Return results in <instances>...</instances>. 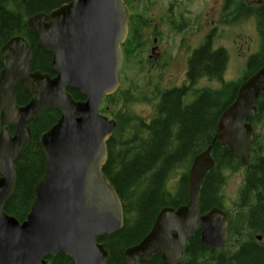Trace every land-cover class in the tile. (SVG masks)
Instances as JSON below:
<instances>
[{"label":"water","instance_id":"water-1","mask_svg":"<svg viewBox=\"0 0 264 264\" xmlns=\"http://www.w3.org/2000/svg\"><path fill=\"white\" fill-rule=\"evenodd\" d=\"M129 17L124 0H70L48 14L28 18L26 25L38 38L36 48L52 57L53 78L31 73L24 38L13 37L0 49V264H49L45 259L58 253L69 264H106L108 252L96 240L120 230L124 215L117 193L102 173L116 123L99 115L98 109L103 96L120 86L121 44ZM16 84L30 96L25 106L15 104ZM66 87L79 91L84 101L75 102ZM263 92L264 65L240 85L220 115L212 140L238 156L243 167L253 141L246 119L255 117ZM44 109L57 110L60 117L39 138L44 171L29 213L19 224L3 207L14 188L13 164L31 138L29 124ZM210 152L208 146L192 160L187 203L161 209L149 233L124 251L122 264L147 263L156 254L164 264H180L195 233L209 250L224 248L229 235L226 214L216 208L199 212L200 188L213 168Z\"/></svg>","mask_w":264,"mask_h":264},{"label":"trees","instance_id":"trees-1","mask_svg":"<svg viewBox=\"0 0 264 264\" xmlns=\"http://www.w3.org/2000/svg\"><path fill=\"white\" fill-rule=\"evenodd\" d=\"M68 0H0V49L16 36L25 38L30 47L31 72L50 73L51 56L36 48L37 35L26 26V20L37 14H48ZM242 18L255 20L257 34L262 41L260 53L251 56L246 64L247 78L264 65V1L249 6L240 1ZM249 6V7H248ZM138 34H130L127 43L134 47ZM228 61L225 50L213 47L210 38L195 50L189 59L188 76L220 80ZM0 60V72L2 71ZM242 81V82H243ZM241 82V83H242ZM241 83L223 84L220 91H204L193 102L187 103L185 89L167 92L156 107V119L150 125H142L132 139L121 142L116 131L107 144L108 159L103 174L114 187L123 204L124 223L120 230L97 239L104 245L109 256L106 264H122L125 249L137 245L150 231L158 212L163 208L176 209L187 203L188 171L192 159L211 146L214 166L206 176L199 192V212L205 214L212 208L222 209L220 190L224 184V170L242 171V182L233 214H225L229 224L227 245L220 251H212L200 243L199 233L188 241L180 264H264V138L254 139L249 163L244 168L240 158L233 155L219 142L212 144L222 112L233 102ZM15 103L21 107L29 96L16 84L13 87ZM74 101L83 97L72 93ZM107 100V99H105ZM257 114L247 119L252 126L264 116V92L256 103ZM59 112L53 109L41 111L29 125L30 140L25 143L14 162L15 185L13 194L6 201L3 211L23 222L32 201L33 188L41 179L45 158L39 138L58 120ZM254 129V128H253ZM140 130H147L142 138ZM12 133L13 129L9 128ZM179 169L183 172L174 193L165 184L170 174ZM257 237H261L258 241ZM69 260L59 253L51 264H68ZM145 264H164L160 255L152 256Z\"/></svg>","mask_w":264,"mask_h":264},{"label":"rangeland","instance_id":"rangeland-1","mask_svg":"<svg viewBox=\"0 0 264 264\" xmlns=\"http://www.w3.org/2000/svg\"><path fill=\"white\" fill-rule=\"evenodd\" d=\"M257 1L262 3L264 0H255L253 3L255 4ZM190 3H192V6L189 7L191 16L188 19H191V22L187 23L189 24L187 32L173 34V31L165 28L166 25L159 28V30H163L160 47L165 51V59L159 64H153L148 59L149 56L155 58L154 54L150 53L151 48L154 47L152 44L154 35L147 33L148 29L143 34L141 33L135 47L128 43L125 46L124 63L120 72L121 88L112 97L103 100L100 107L101 115L117 123L116 131L119 132L118 137L121 142L125 143L132 139L141 122H149L154 118L155 107L159 102V97H154V94L172 86L173 75L176 86L180 87L184 84V71L190 52L192 53L194 48L201 44L203 34L206 33L208 26L211 31H214L212 34L213 47L225 50L228 56L222 78L223 84L241 83L246 75L245 67L248 59L260 53L262 49V41L257 34L254 19L234 20L232 16L218 18V0H203L205 6L202 5L201 0H191ZM143 6L140 13L144 15L148 12V5L143 4ZM145 17L147 18L146 23L151 24L150 21L148 22L147 15ZM211 22H214L213 29L210 25ZM164 63H168L169 69L163 72V77L160 74V69ZM168 79L172 80L171 84L167 82ZM221 86L217 82L204 80L193 91L201 88L220 91ZM191 100L193 97L186 99L187 103ZM253 128L258 139H263L264 116L255 121ZM262 155L264 156V151ZM182 172L183 170L179 169L170 174L165 187L171 193L175 192ZM223 176L224 184L220 190L222 209L228 214H233V204L237 200L242 182V171L224 170ZM232 245L229 243L227 249L230 250L229 246Z\"/></svg>","mask_w":264,"mask_h":264},{"label":"flooded vegetation","instance_id":"flooded-vegetation-1","mask_svg":"<svg viewBox=\"0 0 264 264\" xmlns=\"http://www.w3.org/2000/svg\"><path fill=\"white\" fill-rule=\"evenodd\" d=\"M69 1L70 0H68L64 4H67ZM190 1L191 0H124V4L126 5L128 11H129V14H130L129 21H128V34L130 35L133 31L134 33L138 34L139 37H141V33L143 34L145 32V30L148 29L147 33H152V36L154 35V37L152 39V44L154 45V47L151 48L150 53H152V50H154L155 51V53H154L155 58H154V60H151V57L150 56L148 57V59L150 61H152L153 64H159L162 60L165 59V56H164L165 51L162 49V47H160V45H162L161 37L163 34V30H159V28H162L166 25L165 28H167V30L173 31V34L188 31L189 24H187V23L191 22V19H188L191 16L190 15L191 10L189 9V7L192 6V3H190ZM201 1H202V5L205 6V4L203 3V0H201ZM240 1L241 0H218L217 17L219 18L220 16H224V17L225 16L226 17L232 16L234 18V20L241 19L242 14H241V8H240V5H241ZM254 1L255 0H249L246 4H248L249 6H255V5L257 6L259 4V1H257L255 4L253 3ZM143 4L148 5V12L144 15L142 13H140V10H143V7H144ZM146 15L148 17V22L150 21L151 24L146 23V21H147V18L145 17ZM249 18H251V17H249ZM210 25L212 26V29H213L214 28L213 27L214 22H211ZM130 26H131V28H130ZM206 29H207V31H206V33L203 34L202 40L200 42L201 44L199 46H197L196 48H194L195 50H197L198 48L203 46L206 42H208V40L210 38L212 39V34L214 31H211L210 26H208ZM128 34H127V38H129ZM126 45H127V39L121 45L123 63H124V57H125V50L124 49H125ZM164 46H168V45H164ZM193 52L192 53L190 52V55H189V58L187 61V65H186V69L184 71V75H185V78L183 80L184 84L180 87L176 86V84L174 83L175 78L173 75V85L168 86L166 89L160 90L159 92L154 94V97H159L158 98L159 102H158L157 106L160 103L161 97H167L166 96V94H168L167 92H170L173 90L185 89L186 94L184 93V95H182L181 97H193V100L190 101V102H193L195 97H198L204 91H208L206 88H201L200 90L197 89V91H193L195 89V87L200 82H202L204 80H208L211 82H217L219 86H221L223 84V79H222L223 76L221 77L220 80H217V79L210 80L206 77H199V76L194 77L193 81L190 80V78L188 76V63H189V59L192 56ZM168 69H169L168 63L167 64L164 63L160 69L161 76L163 75V77H164L163 72L168 70ZM51 74L52 75H49V77L53 78L55 76V74H53V73H51ZM167 82L171 84L172 80L168 79ZM121 85L122 84H121V80H120L119 90L121 88ZM65 91L71 97H73L72 96L73 92L79 93V91L68 88V87L65 88ZM81 97H83V100H81V101H84V96L81 95ZM156 114H157V111L155 109L154 118L151 119L149 122H141L140 127L142 125H146V126L150 125V123L156 119ZM146 131L140 130V132L142 133V137L145 136V134H147ZM12 134H13V132L11 133V135ZM32 195H33V193H32ZM55 257H53V258H55ZM51 259H52V257H47L45 260H47L51 264Z\"/></svg>","mask_w":264,"mask_h":264},{"label":"bare ground","instance_id":"bare-ground-1","mask_svg":"<svg viewBox=\"0 0 264 264\" xmlns=\"http://www.w3.org/2000/svg\"><path fill=\"white\" fill-rule=\"evenodd\" d=\"M215 134H216V133H215ZM214 136H215V135H214ZM213 138H214V137H213ZM210 154H211V152H210ZM248 163H249V162H248ZM247 165H248V164H247ZM247 165H246V166H247ZM213 166H214V163H213ZM246 166H245V167H246ZM245 167H244V168H245ZM212 169H213V168H212ZM212 169H211V170H212ZM209 171H210V170H209ZM209 171H208V172H209ZM208 172H207V173H208ZM207 173H206V174H207ZM205 176H206V175H205ZM205 176H204V177H205ZM203 180H204V179H203ZM202 183H203V182H202ZM237 196H238V194H237ZM212 209H213V208H212ZM216 209H218V208H216ZM210 210H211V209H210ZM219 210L223 211L222 209H219ZM258 238H260V240H258V241H261V237H257V239H258Z\"/></svg>","mask_w":264,"mask_h":264}]
</instances>
